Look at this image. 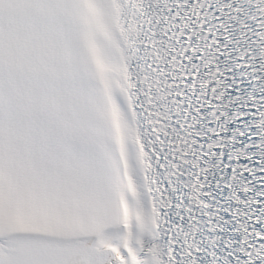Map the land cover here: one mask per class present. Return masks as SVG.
<instances>
[{
	"label": "snow or ice",
	"instance_id": "6c2138e0",
	"mask_svg": "<svg viewBox=\"0 0 264 264\" xmlns=\"http://www.w3.org/2000/svg\"><path fill=\"white\" fill-rule=\"evenodd\" d=\"M0 264H264V0H0Z\"/></svg>",
	"mask_w": 264,
	"mask_h": 264
}]
</instances>
